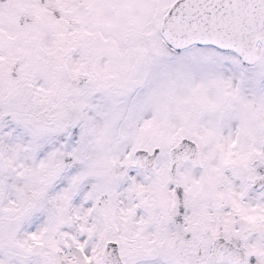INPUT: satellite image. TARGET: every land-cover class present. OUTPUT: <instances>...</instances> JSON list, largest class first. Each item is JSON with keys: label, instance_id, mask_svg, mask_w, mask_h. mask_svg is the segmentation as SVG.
Here are the masks:
<instances>
[{"label": "snow or ice", "instance_id": "snow-or-ice-1", "mask_svg": "<svg viewBox=\"0 0 264 264\" xmlns=\"http://www.w3.org/2000/svg\"><path fill=\"white\" fill-rule=\"evenodd\" d=\"M0 264H264V0H0Z\"/></svg>", "mask_w": 264, "mask_h": 264}]
</instances>
